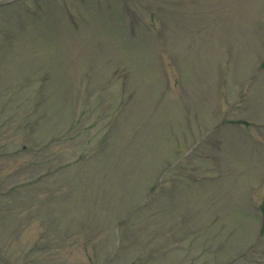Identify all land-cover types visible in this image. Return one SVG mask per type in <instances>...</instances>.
Masks as SVG:
<instances>
[{
    "label": "rangeland",
    "instance_id": "rangeland-1",
    "mask_svg": "<svg viewBox=\"0 0 264 264\" xmlns=\"http://www.w3.org/2000/svg\"><path fill=\"white\" fill-rule=\"evenodd\" d=\"M95 1L0 0V264H264V0Z\"/></svg>",
    "mask_w": 264,
    "mask_h": 264
}]
</instances>
